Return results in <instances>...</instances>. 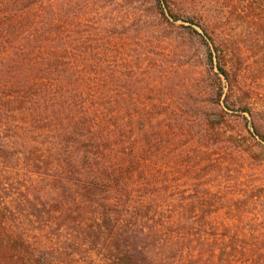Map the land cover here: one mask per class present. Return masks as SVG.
I'll return each instance as SVG.
<instances>
[{
	"label": "rangeland",
	"instance_id": "1",
	"mask_svg": "<svg viewBox=\"0 0 264 264\" xmlns=\"http://www.w3.org/2000/svg\"><path fill=\"white\" fill-rule=\"evenodd\" d=\"M11 18L24 27L0 36V145L43 159L0 162V195L19 203L8 224L34 221L26 197H58L55 152L87 171L72 154L98 131V162L121 179L106 181L112 223L129 240L130 224L155 227L153 245L138 244L156 260L129 250L119 263L264 264V0H31ZM205 39L229 78L209 66ZM87 215L67 222L87 228ZM57 230L21 256L5 245L0 264H37L41 245L44 264H109Z\"/></svg>",
	"mask_w": 264,
	"mask_h": 264
},
{
	"label": "trees",
	"instance_id": "2",
	"mask_svg": "<svg viewBox=\"0 0 264 264\" xmlns=\"http://www.w3.org/2000/svg\"><path fill=\"white\" fill-rule=\"evenodd\" d=\"M30 2L31 0H0V36L15 35V33L20 32L23 29L24 24L20 21L16 22L11 20V17H14L24 11ZM159 5L162 4L159 3ZM160 8L161 14L167 17V13L163 7L160 6ZM174 18L176 20L177 17L174 16ZM5 42L11 44L14 41H9V38H7ZM5 42L3 41L1 44H5ZM205 42L207 44L209 66L211 68L216 66L220 74H222L226 79L229 78L228 71L219 61H216V64H214L215 51L213 45H210L207 39H205ZM222 94L223 88H220L218 98H221ZM97 132H90L88 135L89 137H86L87 142L84 149L80 147L77 152H73L72 154L75 155V158L78 157L80 160L83 159L85 164L84 170H87L85 173H82V162L79 163L76 161L78 162L77 165L73 166V171L76 174L75 179L72 178L71 167L72 162L75 164L76 162L74 161V158L72 159L71 155L68 156L65 154L66 147L63 152L60 149L58 153H54V155L59 158V162L57 163L58 172L53 175L55 187H57L59 192L58 197L54 201H51L50 199L47 201V199H41L40 197L38 199L30 196L26 197L25 203L27 206L25 205V208H23L24 212L22 217L26 221H33L32 219H34L32 223L15 221L14 224H8L7 222L10 221L7 217L14 216V212L17 211L15 209L19 208L17 207L19 203L16 201H10L6 197L0 195V248H4L5 245H13L16 247L13 253H17V256H21L22 249L24 252L29 251V249L31 251V248H33L35 244L38 245L39 241L43 244L46 243L42 242L41 235L45 229H47L46 232L49 235L55 232L54 235L57 236L56 231L61 228V231L63 229L69 231L70 236L73 238H70V243L68 244H75L74 237L83 239V242L76 241L78 246V251H75L76 253L81 252L80 248H84L86 246L89 248H99L101 251L104 250L109 254V257L107 258L109 260V264H121L118 261L120 256H122L123 253L128 255L130 251L132 252V256L135 258H140L139 256L143 255L147 260H149L145 262L156 260L152 254L149 256L151 252L150 249L148 250V248L146 249V246L141 247V245L138 244L141 237H146L147 240L152 237V232L155 227L149 226L147 228L141 226L139 223H135V225L130 224L129 226H131V228H129L131 229V239L129 240L128 236H122L128 232V227H122L119 230V226H114L112 223L113 218L117 222L119 221L121 211H115L114 207H112L111 204L115 201H113V196L110 195L109 192L113 189V186L109 188V184L106 183V181H121V179L118 178L112 170L107 167L103 168L98 162V160L102 159L103 153H101V148L103 145L102 141L105 140V138L104 136L99 137ZM258 134H260V138L264 140V136L261 135V133ZM70 138H72L71 135H66V142H68ZM16 156H20L24 164L30 168L33 165L39 166L40 161L43 159V155L40 156L35 150L29 149L26 150L25 153L20 149H17V151H11L6 144L0 145V162L13 163V158ZM133 161H136V158H133ZM75 168L78 171H75ZM129 168L130 167H128L127 170H129ZM117 188L119 187H116V190ZM139 207L142 206H135L132 208V211L129 210L131 209L129 208L128 210L130 212L126 215H131L133 210H137ZM242 208L244 209V207ZM76 211H78L80 215H76L75 217L73 216L68 220L70 215L76 213ZM110 212L112 213L110 214ZM87 213H89L90 216H95L97 222L88 224L87 228L86 226L85 228H81V226L77 225L78 223L76 222L68 223L71 219L72 221H80L79 218H87ZM54 218L60 220L63 224L54 227L48 226L52 224ZM46 221L49 223H46ZM33 237H35L36 243H33V240H31ZM121 238L124 240V243ZM148 242L153 245L154 240H148ZM44 247L41 245V248L36 250L39 254L37 264L45 263V259L47 257L45 256L46 253L43 251ZM68 250V247H62V251H65V254H67ZM30 256L33 255L31 254ZM28 260V258L27 261L24 259L23 264H31ZM30 260H32V258H30Z\"/></svg>",
	"mask_w": 264,
	"mask_h": 264
}]
</instances>
